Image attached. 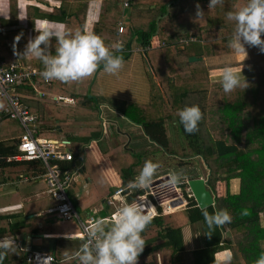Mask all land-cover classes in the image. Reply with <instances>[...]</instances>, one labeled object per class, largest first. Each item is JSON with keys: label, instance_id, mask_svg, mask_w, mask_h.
I'll use <instances>...</instances> for the list:
<instances>
[{"label": "trees", "instance_id": "trees-1", "mask_svg": "<svg viewBox=\"0 0 264 264\" xmlns=\"http://www.w3.org/2000/svg\"><path fill=\"white\" fill-rule=\"evenodd\" d=\"M15 1L11 5H15ZM59 1L58 7L50 9L27 5L26 14L35 20L62 22L66 29L85 31L87 2L91 0H73L72 3ZM104 1V12L94 22L90 32L102 37L109 47L119 40L123 45L120 52L110 47L116 55L129 56L128 53L132 52L131 42H135L142 47L138 51L143 54L152 71L146 75L149 93L147 103L137 104L124 100L122 107L117 108L119 114L142 128L152 146L135 148L130 153H119V163L118 156L101 148L102 156H108L109 153V158L105 159L109 160L113 173L119 176V187H126L134 180V175L140 172V167L137 170V166L143 157L166 153L180 158V165L186 163L184 159L200 157L208 170L209 189L215 196L213 205L199 208L188 190V180L181 176V182L176 186L186 201L184 210L187 221L189 224L199 225L201 245L185 249L181 227H173L161 214L154 217L141 234L145 246L137 260H142V264H150L143 259L158 249H169L172 264H254L264 251V53L258 46L246 44L247 51L256 50L255 66L250 61L232 63L230 66L251 64L249 68L254 70V74L241 77V81L245 79L247 84L231 93L223 91L221 77L208 75V71L220 66L211 67L205 63L206 58L234 52L229 47V42L235 30V22L227 19V12L243 6L246 0H223L221 5L212 9L205 3L208 1L210 4V0H128L129 4L125 8L120 0ZM197 5L203 12L201 17L197 16ZM10 11L11 7L9 14ZM16 20L12 13V16L10 14L8 19L2 21L5 26L0 31V59L4 62V67L25 63L22 50L12 38L26 33L25 28L20 27ZM118 23L125 26L122 33H118ZM37 34L33 29L32 38ZM8 43L20 52V58L9 49ZM4 45L6 51L2 49ZM192 45H195V50L198 49L196 54L190 47ZM56 46L53 39L49 45L52 54L55 53ZM191 56L197 60L189 61L188 57ZM28 61L30 67L43 70V64L38 59L31 57ZM223 66L227 65L221 67ZM55 81L57 80L49 81L46 85H53ZM33 82L36 87L42 86V82H37L36 79ZM33 86L32 82L20 83L13 87V92L18 95L20 103L36 115L33 100L38 93ZM73 98L77 106L79 104L88 110L97 109L106 100L91 94L74 95ZM186 105H198L202 112L197 130L192 134L186 133L179 122L178 110ZM5 119L9 118L3 117L0 123ZM169 122L178 123L185 145L171 143ZM98 128L92 129L93 135L88 139L101 137ZM12 137L14 138L11 140L0 139V157L12 158L16 155L18 137ZM120 138L119 150L125 141L124 136ZM26 161H0V184L6 180L3 173L5 168ZM40 161L28 160L30 163L42 164ZM67 163L69 161L59 162V166L68 169L71 165ZM33 174L28 172L21 180L27 177L33 179ZM233 178L239 179L237 198L217 195L215 184ZM139 193L142 192H132L129 199L133 200ZM204 209L210 214L219 209H227L232 221L209 229L202 215ZM157 211L162 213V207L157 206ZM21 228L23 225L11 229V236L19 233L18 229L21 231ZM3 231L0 228V238L4 236ZM62 241L67 245L74 243L73 247L60 252ZM83 243L81 238L57 239V247L52 254L54 264H69L75 260L66 261L65 253H75ZM16 246L5 252L0 264H27L28 252ZM225 251L231 253L230 261L220 260L217 256Z\"/></svg>", "mask_w": 264, "mask_h": 264}, {"label": "crops", "instance_id": "crops-1", "mask_svg": "<svg viewBox=\"0 0 264 264\" xmlns=\"http://www.w3.org/2000/svg\"><path fill=\"white\" fill-rule=\"evenodd\" d=\"M13 0H0V31L4 30V24L2 23L3 20H6L12 16L14 13L15 17L17 18L16 22L20 27L25 28V35L21 36V39L17 42L16 37L12 36L15 45L22 50V58L26 61L30 60L31 56H24L23 53L25 51V47L32 38V31L35 26L39 27L41 24H47L50 28H58L63 26L62 22L51 21L47 19H39L35 20L31 15L26 14V6L27 5H35L39 8L50 9L52 7H58L60 5L59 0H16L15 5H11ZM68 3H72L73 0H66ZM66 2V3H67ZM105 1L104 0H91L87 2V9L85 13V25L84 30L90 32L92 30V26L94 22L99 18V15L104 12L105 8ZM11 7V11L9 14V8ZM34 20L35 22H31ZM7 27V26H6ZM125 30V26H124ZM4 33V32H3ZM9 49L13 51V53H18L20 58V52L16 50V48L11 44L8 43ZM133 41L131 42L130 48L135 49L138 52L141 49V46H137L136 48L132 47ZM129 48V49H130ZM6 51V46L2 47ZM134 52L128 53L129 56H125L123 54V61H130V65H136L138 58H133ZM140 53V52H138ZM137 60V61H136ZM216 65L215 63H210ZM251 64L242 65L237 70V73H240L242 70V75L244 77L250 76L254 74V70L249 68ZM97 72H94L91 76L85 77L79 81H72V82H60L55 81L53 85H46L41 83L42 86L39 87L38 92H41L44 95H38L34 101V112L37 116V133L36 136L46 138L49 140L58 141V145H63L65 147V151H70L73 155V160L67 163L68 169L71 173V181L69 187L72 185L77 184V188L79 191L78 195H75L74 198V208L80 214L81 218L85 219L89 216H94L96 218L104 217L102 213L104 210L112 209L113 206L108 203L109 198L115 193L116 190L119 188V176L116 173H113L112 167L109 163V153L113 156H117L112 152L123 153L122 149L123 146L127 143L132 142V138L129 136L130 142L124 141L121 145V150H119V143L120 140L117 139L115 142L112 138L111 140L114 142L112 146L114 147V151H109L108 156H102L101 148L104 151H108L106 146H110L108 138H106V134L101 133L103 137L88 139L89 136L93 135L92 129L97 127H101L99 123L95 121L88 120L86 115H83L81 112L85 111H92L85 109V107L78 106L74 102V95H86L91 94L95 97L99 98H107L103 97V93L100 90H90L88 87V83L92 77H96L98 79L99 75H102L105 71L102 67L97 68ZM215 71L214 69L211 70ZM216 75V74H210ZM241 75V77H243ZM214 77V76H213ZM221 77V74L216 75L214 78ZM101 81V80H100ZM102 82V81H101ZM136 85L139 86V92L136 95H133L134 98H139L134 102L137 104H146L148 101L149 96H146V90L142 86V82L136 81ZM87 88V89H86ZM52 95V96H49ZM149 95V93H148ZM43 96V97H39ZM46 96L51 97V102H46ZM63 97L65 100L58 102V98ZM143 97V98H142ZM127 101V100H126ZM72 106V107H71ZM100 106H106L107 111L105 112L106 117L108 120H101V123H109L111 121L112 125H115V128L118 129L120 132L117 135L123 137L124 134L127 132L128 129L132 128L131 125H135L134 123L130 122L124 116L119 114L117 111V107L112 108L108 107L106 104V100L102 102ZM108 108H110L108 110ZM61 114H60V113ZM95 112V111H92ZM55 113V114H54ZM4 117V116H3ZM2 117V118H3ZM1 118V119H2ZM125 123L122 124L121 121ZM128 121V124L126 122ZM16 122L20 128L22 133V126L20 123L13 119H5L3 122ZM131 123V124H130ZM99 125V126H98ZM108 125V124H107ZM106 125V127H107ZM128 125V126H127ZM11 131L14 129V126L11 124ZM140 127V126H139ZM102 128V127H101ZM108 129V127H107ZM3 133H6L3 129ZM109 133L114 134L115 129L114 126L109 130ZM7 134V133H6ZM144 134V133H143ZM145 135V134H144ZM19 136V135H18ZM16 136V138L18 137ZM146 137V136H145ZM12 139V136H11ZM121 139V138H120ZM128 139V140H129ZM116 140V139H115ZM143 141V140H142ZM104 142L106 145H103ZM150 142V141H149ZM61 143V144H60ZM138 147L141 148L142 143H138ZM151 157V156H150ZM149 157V158H150ZM169 157V156H168ZM3 158L0 157V159ZM118 159V158H117ZM147 159V160H146ZM6 161H21L15 160L13 158H8L4 156ZM0 160V161H2ZM24 160V159H22ZM145 161H150L148 158L143 157L141 159L140 164L137 166V170L143 167ZM42 164H34L28 162V160L22 164H16L15 166L5 168L4 175L6 177L5 182L0 184V228L4 231V236L0 239L9 238L14 240L17 244L19 249L21 250H29V251H43V250H31L33 247L38 246V240H36V235H41L42 238H53L54 244L53 248L48 252L53 254L57 247V239L61 238H71L68 237L70 233L78 232L79 225L76 220L74 221H63L56 212L52 211L56 202L51 198V196L47 193L46 183L43 179V174L46 171V167L42 161ZM27 163L29 167H27ZM142 166V167H141ZM35 167V168H33ZM109 167V168H108ZM29 173H34L35 177L32 179H25L21 180L23 176L28 175ZM106 172V173H105ZM138 173V172H137ZM107 175V176H105ZM138 175V174H136ZM166 177V176H165ZM153 181V180H152ZM223 185L225 186L223 193L221 194L224 197H231L233 199L237 198V194L239 192V179L233 178L229 180L222 181ZM233 188L229 191L230 187L228 185H232ZM104 184V185H101ZM232 187V186H231ZM67 189V190H68ZM71 189V188H70ZM91 189L90 192L87 193L88 196H91L89 200L87 195L83 194L84 190ZM146 189H130L132 192H144L147 191ZM68 192V191H67ZM141 194V193H139ZM180 195V194H179ZM70 196V195H69ZM86 197V199H85ZM130 196L123 197V201H128ZM71 198V196H70ZM71 198V199H73ZM183 202H186L183 198H181ZM119 200V197H116L114 201ZM121 201V200H120ZM131 201V200H130ZM117 203H119L117 201ZM179 208V206H177ZM176 207L170 208V213ZM113 210V209H112ZM112 212V211H111ZM110 212V213H111ZM108 216V215H107ZM177 227H181L182 230V237L184 242L185 249H194L201 245V233L199 231V225L193 223L189 224L187 219L184 221H178ZM183 223V224H182ZM174 224V223H173ZM176 224V222H175ZM23 225V228L18 229L19 233L14 236H11V229L15 226L18 228ZM78 227L77 230H70L71 228ZM17 231V230H15ZM61 244L59 249L60 252H65L70 250L73 247V244L67 245L64 241ZM160 249L156 252L155 260L153 264H172L170 257L171 252L169 254V258L165 255L159 254ZM161 252V251H160ZM155 253V252H154ZM164 254V252H161ZM151 255V254H150ZM148 255L146 259H143L144 262L151 264V257ZM165 256L162 261H160L161 257ZM220 260L227 261L228 253L222 252L217 255ZM157 257H159V261L157 262ZM62 264V263H61ZM69 264H79L78 260H73ZM137 264H142V260H137Z\"/></svg>", "mask_w": 264, "mask_h": 264}, {"label": "clouds", "instance_id": "clouds-1", "mask_svg": "<svg viewBox=\"0 0 264 264\" xmlns=\"http://www.w3.org/2000/svg\"><path fill=\"white\" fill-rule=\"evenodd\" d=\"M222 3L223 0H210L209 8H215ZM202 15L203 12L197 5V16L201 17ZM227 19L235 22V30L229 42V47L232 50L236 53H243L246 58L245 45L247 44L258 46L264 53V39H262V34H264V0H246L243 6L228 11ZM35 31L38 34L29 39L23 57L31 56L38 59L43 64V70L30 67L29 61L15 64L36 71L35 75L25 83L32 82L38 95L44 94L38 92L39 87L35 86L34 79L44 84L48 83L45 81L53 80L67 83L91 76L101 64L103 70L111 75L117 74L122 67L123 57L110 50L111 47L116 52H120L123 45L119 42L109 47L102 37L93 32L81 29L73 31L63 26L53 29L47 24H41L39 27L35 26ZM15 39L18 42L21 36L18 35ZM53 39L57 45L54 54L49 50L50 42ZM241 75L242 70L237 73L232 66H225L220 78L223 91L231 93L243 84H247L245 79L243 82L241 81ZM63 100L65 98H58V101ZM178 117L184 131L192 134L197 130L198 123L202 119V112L198 105H186L178 110ZM157 168L158 164L145 161L139 174L129 182L127 187L129 189L148 188ZM181 179V175L173 173L169 177V183L175 186L181 182ZM202 215L209 229L232 221V216L227 209H219L211 214L204 209ZM152 219L151 213L143 202L121 201L110 218L95 219L84 225L86 241L75 253L71 255L65 253L64 258L66 261L76 259L79 264H137V258L145 246V240L141 234ZM13 246H16L14 240L0 239V261H2L5 252L11 250ZM227 259L230 261L231 253H228ZM254 264H264V251L260 253Z\"/></svg>", "mask_w": 264, "mask_h": 264}, {"label": "rangeland", "instance_id": "rangeland-1", "mask_svg": "<svg viewBox=\"0 0 264 264\" xmlns=\"http://www.w3.org/2000/svg\"><path fill=\"white\" fill-rule=\"evenodd\" d=\"M205 3H206V5H209V3H207V1ZM137 46L138 45L135 42H133L132 47L136 48ZM190 47L192 48V50L195 51V54H196L198 49H196V50L194 49L195 45H192ZM245 47H246V45H245ZM132 52H134V53H132L133 58H136V57L138 58V61L136 60L137 62H136L135 66L130 65V61H123L122 67L117 74L111 75V74L104 72L102 75H99L98 79L96 77H92L88 83L87 88H89L90 90L92 89V90L102 91V93L104 95L103 97H107V98H105L106 104L110 108H112L111 106H113L114 108H116V107L121 108L123 105L122 101H124V100H127V102L138 100L139 98H134L133 95L138 94V92L140 90L139 86L136 85V83H135L136 81H139V80L142 82V86L144 87V90H146V96L147 97L149 96L148 95V82H147L148 79H147L146 75H147V72L150 73L152 71H151L146 59L143 57L142 53H138L139 51L137 52V51H135V49H132ZM141 52H143V51H141ZM192 57H194V56H192ZM189 58L190 57H188V60H189ZM256 60H257L256 50L247 51L246 58H245V55L243 53H236L234 51V52L227 54V55H224V56L220 55V56H214V57L206 58L205 63H206V65H210L211 67H216L217 65L220 66L218 68H213L215 71H212V73H210L212 69L210 71H208V75H210V74H216V75L221 74L222 75V69L225 67V66L221 67L222 65H230L232 63L236 64V63H241V62H245V61H250L251 64L255 66ZM210 63H215L216 65H213ZM241 66L242 65L232 66V67L235 70V69H239ZM97 71H99V70H96V72ZM235 71H237V70H235ZM49 96H52V95H49ZM49 96H46V98H45L47 105H49L48 102H51V97H49ZM39 97L41 98L43 96H39ZM58 102H61V101H58ZM4 106H5V102L3 99L0 98V107H4ZM106 108H107L106 106H100L97 109L92 110L95 112L85 111V112H81V113L83 115H86L87 116L86 118L88 120L95 121L97 123L100 122L99 125L101 124L100 126L102 128L99 127L98 130L103 134L107 133L106 138H108V141H109L107 143L110 144V146H106V149L108 151H114V147L112 146V144L114 142L111 140V138L116 142L117 139H119V136L117 135V133H119L120 131L115 128V125L111 124L110 120H109V123H106V125L108 124L107 125L108 129H107L105 123H101L102 119L108 120L106 117V114H105V112L107 111ZM110 108H108V110ZM126 122L128 124L127 120H126ZM121 123L125 125L123 120L121 121ZM11 124L14 126V129L12 131H11V126H10ZM113 126L115 129L114 134L109 133V130ZM131 127L132 128L128 129L127 132L124 134V138L126 141L130 142V139H129V136H130L132 138V142L128 143V144L126 143L125 144L126 147L123 146V149H122L123 152L130 153V150H133V149H135V147L139 146L138 143L139 144L142 143V147H151L152 146V144L149 142L147 137H145V135L143 134L141 127L134 126V125H131ZM3 129L5 130V132L7 134L3 133L4 132ZM168 130H169V134H170V141L173 145H176V144L185 145V142H186L185 138L182 135L180 126L178 125L177 122H173V123L169 122ZM20 132H21L20 128L16 122L12 121V122L0 123V139L11 140V136H18L20 134ZM101 137H103V135H101ZM13 138L14 137H12V139ZM8 142L10 143V141H8ZM103 145H106V143L104 142ZM173 148H175V146ZM112 153L118 156V163H119L118 152L117 153L112 152ZM173 155H174V157L170 156L168 154L166 155V153L165 154L159 153V154H155L154 157L151 156L150 158H148V160L152 161L153 163L158 164V168H157V171L153 177L152 182L159 180L160 177H165V176L170 177L171 174L176 173V174L181 175L183 178H186V180H189L190 177L191 178H202L206 181V185L208 186V189H209L208 180H207L208 179L207 178L208 170H207L206 165L203 163V161L200 157L184 159L183 161L184 162L186 161V163L184 165H180V163H179L180 158L175 157V154H173ZM121 165H123L122 162H121ZM105 176H107V175H105ZM136 176L137 175H134V178ZM101 185H104V184H101ZM212 185L214 186V184H212ZM231 186L230 185L227 186V187H230L229 191L234 189L233 183ZM214 187L216 188L217 195H221L223 193L224 188H225L222 181H220V184L216 183ZM70 188L67 191H68V194L71 196V198H73V197H75V195L79 194L77 184L72 185V187H70ZM170 188L171 189L168 190V194H170L169 197L170 196H176L178 194L179 190H178V192H176V191L174 192L173 187H170ZM90 190L91 189L84 190L83 194L87 195V193H89ZM188 190L190 191L189 187H188ZM90 193L94 194L93 192H90ZM179 194H180V192H179ZM163 196H166V195H163ZM87 198L90 200L91 196L87 195ZM85 199H86V197H85ZM71 200L74 203V201H75L74 198ZM161 200L162 199H159V201H161ZM164 201L165 200H163L162 202H164ZM184 204H185V202H183V204L179 208L175 206L177 209L174 208V210L171 213H170V209L168 210L167 213H164V214L161 213L163 218L165 219V221L167 223L171 224L173 227H177L176 225L179 224L178 221H184L186 219V212L184 210ZM161 207L166 208V205L162 204ZM111 211H112V209L109 207V209L104 210L102 215L107 216L110 214ZM175 222H176V224H175ZM73 229L77 230L78 227L77 226L75 228L73 227L70 230H73ZM160 251L164 252V254H162ZM160 251H158L159 254L165 255L167 253L166 257L169 258V254H170L171 250L161 249ZM156 254H158V253L155 252L149 256L152 259L151 264L154 263ZM164 257L165 256H162L161 259L159 257H157V262L159 261V259H160V261H162Z\"/></svg>", "mask_w": 264, "mask_h": 264}, {"label": "built area", "instance_id": "built-area-1", "mask_svg": "<svg viewBox=\"0 0 264 264\" xmlns=\"http://www.w3.org/2000/svg\"><path fill=\"white\" fill-rule=\"evenodd\" d=\"M120 1L122 2L123 8L127 7L129 4L128 0ZM123 31V24L118 23V33H122ZM118 42L121 43L119 40L117 43ZM35 72V70L26 69L18 64H11L9 67H4V62L0 59V98L5 102V106L0 107V120L4 116L20 123L22 126V133L18 136V141L16 142L17 153L12 158L15 160L38 159L44 163L46 171L43 174V179L46 183V191L56 202L52 211L56 212L63 220H76L79 225V231L70 233L68 237L81 238L85 242L87 237L84 233V225L95 219L110 218L114 214L116 207L123 201L122 198L129 196L132 191H130L127 186L121 187L115 191L108 200V203L113 206V210L108 216L99 218L89 216L85 219L81 218L80 214L75 210L73 201L67 192L71 181V173L69 170L62 169L59 166V162L71 161L73 159L72 153L70 151H65L63 145H58V141L36 136L37 116L30 112L25 105L20 103L18 95L13 92V87L15 85L27 81L35 75ZM209 76L215 77L216 75ZM170 187H173L174 192H178L177 186H173L169 183V177H160L159 180L150 184L147 191L136 194L131 201L143 202L154 218L161 215V213L157 211V206H161L162 204L166 205V208H162V214H164L167 213L171 207H180L183 204L181 199L183 195L181 193L179 195L178 192L176 196L169 197L170 194H168V190L171 189ZM116 197H119V200H117L119 203L114 201ZM159 199L162 200L159 201ZM163 200L165 201L162 202ZM126 202L131 203L129 200ZM27 252V264H54L55 259L51 253L29 250H27Z\"/></svg>", "mask_w": 264, "mask_h": 264}, {"label": "water", "instance_id": "water-1", "mask_svg": "<svg viewBox=\"0 0 264 264\" xmlns=\"http://www.w3.org/2000/svg\"><path fill=\"white\" fill-rule=\"evenodd\" d=\"M207 3H209L207 1ZM18 58L19 54L15 53ZM190 61L196 60V57H190ZM149 65V64H148ZM150 67V65H149ZM151 69V68H150ZM4 159L1 158L0 160ZM188 187L191 191L193 198L195 199L199 208H205L214 204V194L207 188L206 181L202 178H193L187 181ZM36 240H38V246L31 248V250H43L48 251L53 248L54 239L53 238H42L41 235H36Z\"/></svg>", "mask_w": 264, "mask_h": 264}]
</instances>
